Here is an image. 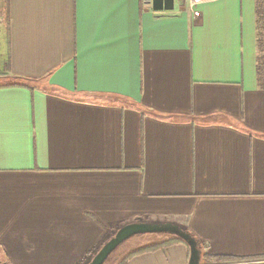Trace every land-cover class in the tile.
<instances>
[{
  "label": "crops",
  "instance_id": "crops-1",
  "mask_svg": "<svg viewBox=\"0 0 264 264\" xmlns=\"http://www.w3.org/2000/svg\"><path fill=\"white\" fill-rule=\"evenodd\" d=\"M256 0H0V253L88 264L124 226L172 224L264 260ZM7 75V76H6ZM174 244L129 264H189Z\"/></svg>",
  "mask_w": 264,
  "mask_h": 264
},
{
  "label": "trees",
  "instance_id": "trees-1",
  "mask_svg": "<svg viewBox=\"0 0 264 264\" xmlns=\"http://www.w3.org/2000/svg\"><path fill=\"white\" fill-rule=\"evenodd\" d=\"M255 14H256V48H257V82L259 88L264 90V0L255 1ZM7 76V75H6ZM7 83H0V89L2 88H27L29 90H35L39 88L37 81L32 79L20 78L15 76H7ZM185 231V230H184ZM190 234L188 231H186ZM191 235V234H190ZM192 236V235H191ZM193 237V236H192ZM197 243L201 252V264H212L213 261L219 264H227L231 262L240 261L239 259L228 257H213L207 254L206 246L202 245L195 237H193ZM182 243L188 247V245L181 239L170 237L169 239L139 248L119 260L116 264H129V261L145 253L154 252L159 249H165L174 244ZM189 248V247H188ZM3 263L4 257L2 256ZM6 264V263H5Z\"/></svg>",
  "mask_w": 264,
  "mask_h": 264
},
{
  "label": "water",
  "instance_id": "water-1",
  "mask_svg": "<svg viewBox=\"0 0 264 264\" xmlns=\"http://www.w3.org/2000/svg\"><path fill=\"white\" fill-rule=\"evenodd\" d=\"M155 11H174V0H154L152 2ZM140 235H167L183 240L189 247V264H201V252L197 241L182 228L172 224H147L133 223L122 227L113 238H111L92 261L88 264H106L116 250L133 237ZM0 264L3 263L0 253Z\"/></svg>",
  "mask_w": 264,
  "mask_h": 264
},
{
  "label": "rangeland",
  "instance_id": "rangeland-1",
  "mask_svg": "<svg viewBox=\"0 0 264 264\" xmlns=\"http://www.w3.org/2000/svg\"><path fill=\"white\" fill-rule=\"evenodd\" d=\"M8 79H1L0 83H7ZM170 236L167 235H140L131 238L127 242H125L122 246H120L116 252L110 257L109 261L106 264H116L119 260H121L127 254L149 245H153L162 241L169 239ZM240 261L231 262L227 264H235ZM257 264H264V260H257ZM212 264H219L215 261ZM226 264V263H225Z\"/></svg>",
  "mask_w": 264,
  "mask_h": 264
},
{
  "label": "built area",
  "instance_id": "built-area-1",
  "mask_svg": "<svg viewBox=\"0 0 264 264\" xmlns=\"http://www.w3.org/2000/svg\"><path fill=\"white\" fill-rule=\"evenodd\" d=\"M154 0H144V3L152 5V2ZM204 1H208V0H189V5L194 8L196 7L198 4L204 2ZM177 0H174V3L176 4ZM257 261H241V262H237L235 264H257Z\"/></svg>",
  "mask_w": 264,
  "mask_h": 264
}]
</instances>
